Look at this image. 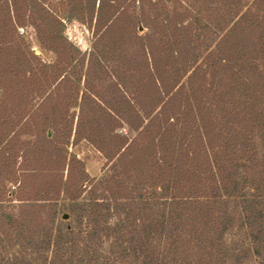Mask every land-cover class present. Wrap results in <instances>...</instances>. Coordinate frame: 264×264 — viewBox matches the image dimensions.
Listing matches in <instances>:
<instances>
[{
  "label": "trees",
  "instance_id": "16d2710c",
  "mask_svg": "<svg viewBox=\"0 0 264 264\" xmlns=\"http://www.w3.org/2000/svg\"><path fill=\"white\" fill-rule=\"evenodd\" d=\"M55 1L0 0V264H264V0Z\"/></svg>",
  "mask_w": 264,
  "mask_h": 264
},
{
  "label": "rangeland",
  "instance_id": "374dc122",
  "mask_svg": "<svg viewBox=\"0 0 264 264\" xmlns=\"http://www.w3.org/2000/svg\"><path fill=\"white\" fill-rule=\"evenodd\" d=\"M53 4H58L57 1L52 0ZM20 32L25 36L28 46L31 48L33 53L39 56L44 62L46 63H53L56 61L57 56L52 52L44 49L37 36L36 32L33 28L27 27L20 29ZM64 36L68 38L69 41L74 43L82 53H87L91 49L92 44V33L88 30V28L80 21L73 19V20H65V27H64ZM81 90L83 89V85H81ZM75 105L72 107V112L78 114L79 112V103L80 99L75 101ZM70 152L75 154L80 160L84 162L85 169L90 175L91 178L98 179L104 175V166H105V158L104 156L96 150L94 146L89 144L87 141H83L80 144L71 147ZM15 187L12 183H7V190L11 191L14 190ZM12 199L11 195L8 194L4 197V201L6 205L10 204V200ZM60 202V206H61ZM63 220H69V214H65L61 216Z\"/></svg>",
  "mask_w": 264,
  "mask_h": 264
}]
</instances>
